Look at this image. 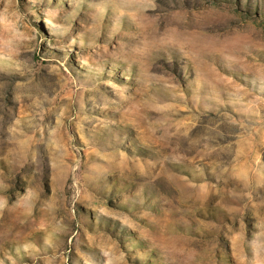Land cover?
Wrapping results in <instances>:
<instances>
[{"label": "rangeland", "instance_id": "obj_1", "mask_svg": "<svg viewBox=\"0 0 264 264\" xmlns=\"http://www.w3.org/2000/svg\"><path fill=\"white\" fill-rule=\"evenodd\" d=\"M0 264H264V0H0Z\"/></svg>", "mask_w": 264, "mask_h": 264}]
</instances>
